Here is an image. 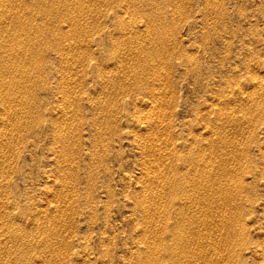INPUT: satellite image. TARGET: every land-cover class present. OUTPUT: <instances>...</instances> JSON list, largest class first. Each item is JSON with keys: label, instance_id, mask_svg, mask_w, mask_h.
Listing matches in <instances>:
<instances>
[{"label": "rangeland", "instance_id": "rangeland-1", "mask_svg": "<svg viewBox=\"0 0 264 264\" xmlns=\"http://www.w3.org/2000/svg\"><path fill=\"white\" fill-rule=\"evenodd\" d=\"M0 264H264V0H0Z\"/></svg>", "mask_w": 264, "mask_h": 264}, {"label": "bare ground", "instance_id": "bare-ground-1", "mask_svg": "<svg viewBox=\"0 0 264 264\" xmlns=\"http://www.w3.org/2000/svg\"><path fill=\"white\" fill-rule=\"evenodd\" d=\"M26 74V73H25ZM263 83V82H262ZM150 145V144H149ZM154 145V144H153ZM150 150V149H149ZM178 169V168H177ZM167 179V178H166ZM171 179V178H170ZM188 181V180H187ZM191 181V180H190ZM189 181V182H190ZM210 181V180H209ZM182 182V181H181ZM200 182V181H199ZM173 183V182H172ZM200 184V183H199ZM164 185V184H163ZM198 185V184H197ZM208 186V185H207ZM179 187V186H178ZM162 188V187H161ZM205 188V187H204ZM164 189V188H163ZM170 189V188H169ZM165 190H167L168 191V189H165ZM187 190V189H186ZM164 191V190H163ZM188 191V190H187ZM236 191V190H235ZM164 193V192H163ZM162 193V194H163ZM167 193V192H166ZM170 193H172V192H170ZM225 195V194H224ZM171 197V196H170ZM204 200V199H203ZM156 202V201H155ZM156 204V203H155ZM204 204V203H203ZM185 216V215H184ZM183 222V221H182ZM190 227V226H189ZM181 232V231H180ZM177 235V234H176ZM181 235V234H180ZM184 236V235H183ZM181 238V237H180ZM178 239H179V236H178ZM186 239V238H185ZM181 243V242H180ZM184 243V242H183ZM177 244V243H176ZM189 244V243H188ZM184 245H185V243H184ZM220 245V244H219ZM221 246V245H220ZM194 249V248H193ZM183 250V249H182ZM187 250V249H186ZM195 251V250H194ZM190 252V251H189ZM184 253V252H183ZM187 260V259H186Z\"/></svg>", "mask_w": 264, "mask_h": 264}]
</instances>
